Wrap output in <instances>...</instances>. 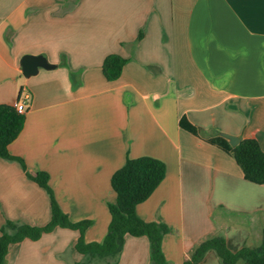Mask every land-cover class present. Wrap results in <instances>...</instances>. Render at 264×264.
I'll list each match as a JSON object with an SVG mask.
<instances>
[{"label":"crops","instance_id":"crops-1","mask_svg":"<svg viewBox=\"0 0 264 264\" xmlns=\"http://www.w3.org/2000/svg\"><path fill=\"white\" fill-rule=\"evenodd\" d=\"M111 54L126 59L114 81L102 68ZM24 55L56 66L26 77ZM19 98L25 124L8 149L25 167L0 158V230L50 222V196L27 175L45 171L70 221H92L85 241L102 242L113 174L149 156L166 175L136 212L171 228V264L214 236L233 251L262 243L264 184L208 139L264 150V0H0V104ZM79 237L56 226L12 244L4 264L82 263ZM110 264H152L149 239L125 236ZM197 264L223 262L210 249Z\"/></svg>","mask_w":264,"mask_h":264},{"label":"trees","instance_id":"trees-1","mask_svg":"<svg viewBox=\"0 0 264 264\" xmlns=\"http://www.w3.org/2000/svg\"><path fill=\"white\" fill-rule=\"evenodd\" d=\"M125 63L126 59L121 55L107 56L102 66L106 79L109 81L118 79ZM24 124V113L19 112L14 105L0 104V158L17 159L25 167L23 160L12 156L8 149L23 130ZM191 129L195 132V128L191 127ZM208 141L234 157L245 179L256 184H264V150L256 139L243 138L236 146H233L223 136L210 138ZM27 175L49 194L51 220L44 226L18 225L7 220L0 230V264L5 263L12 244L26 238H38L43 232L50 231L56 226L80 231L76 249L86 256V261L76 264L115 262L127 235L146 236L149 239L152 264H171L162 249L163 238L171 232V228L164 222L145 221L136 212L137 205L149 198L164 179L166 164L162 160L149 156L128 158L125 165L113 174L111 186L117 199L108 205L111 221L108 233L102 242L88 243L85 241L84 233L92 221L82 220L75 223L70 221L55 199L47 172L38 171L34 174L27 172ZM210 249L217 252L223 264H237L240 261L248 264H264V229L262 243L259 246L243 247L233 251L228 247L224 237L214 236L199 243L190 259L182 264L199 263Z\"/></svg>","mask_w":264,"mask_h":264},{"label":"water","instance_id":"water-1","mask_svg":"<svg viewBox=\"0 0 264 264\" xmlns=\"http://www.w3.org/2000/svg\"><path fill=\"white\" fill-rule=\"evenodd\" d=\"M22 73L26 77H30L38 73L40 67L46 69H52L56 65L51 64L44 55H24L21 59ZM225 138L229 140V142L236 146L241 139L236 136L223 134Z\"/></svg>","mask_w":264,"mask_h":264},{"label":"built area","instance_id":"built-area-1","mask_svg":"<svg viewBox=\"0 0 264 264\" xmlns=\"http://www.w3.org/2000/svg\"><path fill=\"white\" fill-rule=\"evenodd\" d=\"M14 106L19 112H24L26 110V102L25 100H18L15 102Z\"/></svg>","mask_w":264,"mask_h":264}]
</instances>
